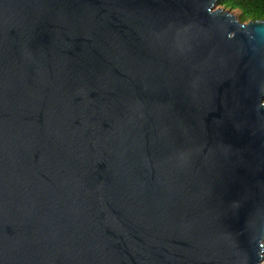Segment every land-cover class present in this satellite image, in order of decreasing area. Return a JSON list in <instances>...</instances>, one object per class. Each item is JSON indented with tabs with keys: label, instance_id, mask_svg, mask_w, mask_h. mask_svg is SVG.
<instances>
[{
	"label": "water",
	"instance_id": "95a60500",
	"mask_svg": "<svg viewBox=\"0 0 264 264\" xmlns=\"http://www.w3.org/2000/svg\"><path fill=\"white\" fill-rule=\"evenodd\" d=\"M219 0H0V264H264V20Z\"/></svg>",
	"mask_w": 264,
	"mask_h": 264
},
{
	"label": "trees",
	"instance_id": "16d2710c",
	"mask_svg": "<svg viewBox=\"0 0 264 264\" xmlns=\"http://www.w3.org/2000/svg\"><path fill=\"white\" fill-rule=\"evenodd\" d=\"M220 7L234 12L241 23L264 20V0H219Z\"/></svg>",
	"mask_w": 264,
	"mask_h": 264
},
{
	"label": "rangeland",
	"instance_id": "374dc122",
	"mask_svg": "<svg viewBox=\"0 0 264 264\" xmlns=\"http://www.w3.org/2000/svg\"><path fill=\"white\" fill-rule=\"evenodd\" d=\"M233 14H234V12H233Z\"/></svg>",
	"mask_w": 264,
	"mask_h": 264
}]
</instances>
